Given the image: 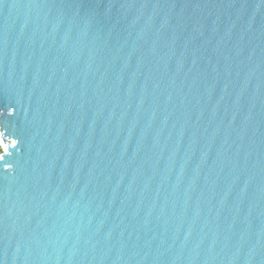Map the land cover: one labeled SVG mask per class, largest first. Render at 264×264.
<instances>
[{"label":"water","instance_id":"water-1","mask_svg":"<svg viewBox=\"0 0 264 264\" xmlns=\"http://www.w3.org/2000/svg\"><path fill=\"white\" fill-rule=\"evenodd\" d=\"M0 264H264V0H0Z\"/></svg>","mask_w":264,"mask_h":264},{"label":"rangeland","instance_id":"rangeland-1","mask_svg":"<svg viewBox=\"0 0 264 264\" xmlns=\"http://www.w3.org/2000/svg\"><path fill=\"white\" fill-rule=\"evenodd\" d=\"M0 145H1L2 148H4V144H3L2 140H1V137H0Z\"/></svg>","mask_w":264,"mask_h":264},{"label":"trees","instance_id":"trees-1","mask_svg":"<svg viewBox=\"0 0 264 264\" xmlns=\"http://www.w3.org/2000/svg\"><path fill=\"white\" fill-rule=\"evenodd\" d=\"M3 150V148L1 147V145H0V152Z\"/></svg>","mask_w":264,"mask_h":264}]
</instances>
